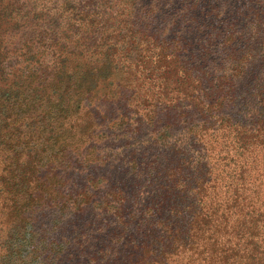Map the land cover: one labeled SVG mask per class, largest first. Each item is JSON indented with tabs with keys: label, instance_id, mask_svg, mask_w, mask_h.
<instances>
[{
	"label": "trees",
	"instance_id": "trees-1",
	"mask_svg": "<svg viewBox=\"0 0 264 264\" xmlns=\"http://www.w3.org/2000/svg\"><path fill=\"white\" fill-rule=\"evenodd\" d=\"M0 264H264V0H0Z\"/></svg>",
	"mask_w": 264,
	"mask_h": 264
}]
</instances>
